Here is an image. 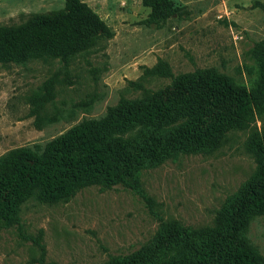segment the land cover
I'll return each instance as SVG.
<instances>
[{
    "label": "rangeland",
    "instance_id": "rangeland-1",
    "mask_svg": "<svg viewBox=\"0 0 264 264\" xmlns=\"http://www.w3.org/2000/svg\"><path fill=\"white\" fill-rule=\"evenodd\" d=\"M81 1L109 39L66 65L44 59L0 64V158L101 117L119 98L138 96L140 86L162 87L169 78L161 68L173 76L213 69L252 83L250 54L264 43V0H169L175 13L158 24L147 22L150 9L141 0ZM62 6L63 0H0V26ZM47 80L53 98L39 102ZM246 136L231 132L209 153L178 154L141 171L139 194L90 185L64 203L27 201L17 224L0 227V264H105L147 243L166 222L211 227L255 168L243 147ZM247 238L264 260V215L249 222Z\"/></svg>",
    "mask_w": 264,
    "mask_h": 264
},
{
    "label": "trees",
    "instance_id": "trees-1",
    "mask_svg": "<svg viewBox=\"0 0 264 264\" xmlns=\"http://www.w3.org/2000/svg\"><path fill=\"white\" fill-rule=\"evenodd\" d=\"M148 23L172 16L169 0H141ZM110 32L81 0H63L61 9L27 15L0 26V64L28 59L66 65ZM249 86L213 69L172 75L155 90L138 87L96 119H83L43 145L19 147L0 158V227L18 223L27 201L67 202L81 188L121 186L140 193V173L178 154L209 153L231 132H247L243 147L255 168L217 211L211 227L191 230L166 222L144 245L105 264H264L247 238L249 222L264 215V43L251 51ZM35 97L53 98L50 80ZM259 122V128L255 123Z\"/></svg>",
    "mask_w": 264,
    "mask_h": 264
}]
</instances>
